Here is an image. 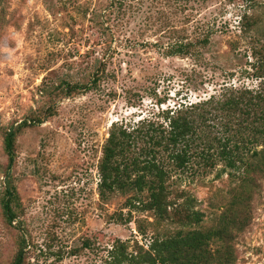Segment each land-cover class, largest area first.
Masks as SVG:
<instances>
[{
    "label": "rangeland",
    "instance_id": "374dc122",
    "mask_svg": "<svg viewBox=\"0 0 264 264\" xmlns=\"http://www.w3.org/2000/svg\"><path fill=\"white\" fill-rule=\"evenodd\" d=\"M243 16L256 21L249 32ZM205 35L209 45L196 57L166 56L169 45ZM263 41L264 0H0V197L1 128L40 119L15 139L10 182L19 213L8 227L0 206V264L11 263L19 235L23 264H104L117 241L146 250L154 234L172 233L150 212L128 214L130 193L99 199L97 165L111 124L156 121L224 87L255 90L251 51ZM63 82L89 89L65 95L54 89ZM195 168L171 172L169 182L195 198L207 228L236 184L220 164ZM256 184L247 222L233 231L232 264H264V179Z\"/></svg>",
    "mask_w": 264,
    "mask_h": 264
},
{
    "label": "trees",
    "instance_id": "16d2710c",
    "mask_svg": "<svg viewBox=\"0 0 264 264\" xmlns=\"http://www.w3.org/2000/svg\"><path fill=\"white\" fill-rule=\"evenodd\" d=\"M242 21L243 32L256 24L245 16ZM208 45L205 35L175 42L165 54L196 57L197 50ZM251 55L255 59L252 77L258 80L255 90L224 87L205 100L162 111L156 121L143 119L131 127L111 124L97 165L99 199L104 202L113 194L130 193L128 214L130 209L150 212L156 222L176 229L154 234L146 250L135 245L128 252V246L117 241L104 264H232L233 231H241L247 222L256 178L264 179V41L252 46ZM54 89L70 95L87 91L89 86L63 82ZM45 113L50 116L51 108ZM38 123L39 118L29 116L1 128L6 165L1 170L4 188L0 206L8 227L19 213L18 196L10 182L15 139L22 129ZM218 164L220 172L236 185L228 192V203L216 223L204 228L200 226L204 216L195 208V198L184 189L172 188L170 174L194 171V166L204 173ZM25 247L19 235L10 264H23Z\"/></svg>",
    "mask_w": 264,
    "mask_h": 264
}]
</instances>
